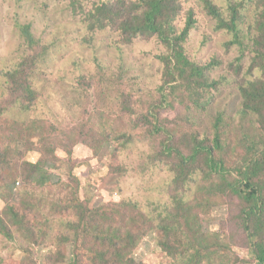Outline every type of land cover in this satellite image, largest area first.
Listing matches in <instances>:
<instances>
[{
    "label": "trees",
    "instance_id": "16d2710c",
    "mask_svg": "<svg viewBox=\"0 0 264 264\" xmlns=\"http://www.w3.org/2000/svg\"><path fill=\"white\" fill-rule=\"evenodd\" d=\"M137 1L131 8H126L123 14L126 19L116 26L126 42L143 36L166 51L159 57L163 66L162 99H154L152 109L155 112L148 111L152 118L143 116V126L147 130L146 141L141 146L144 153L158 147L159 153L152 155L151 162L162 163V170L168 169L171 173L168 191L166 194L162 192L165 200L149 203L150 212L132 203L117 205L111 212L109 206L92 208L80 199L78 178H70L72 186L68 187L54 175L55 163L50 147V150L42 151L43 154L33 163L25 160L28 151L23 152L19 146L12 147L11 141H4L14 133L26 132L43 144V148L57 144L58 136L55 133L50 138L46 136L45 120L35 119L17 125L16 119L11 118L6 123L10 125L2 129L5 122L0 119V201L3 203L0 235L14 241L15 234L24 233L28 235L29 244L34 246L46 242L58 246L70 242L79 245L92 237L93 247L83 255L74 257L73 264H83V258L86 264H143L133 254L140 243L151 236L164 256L174 264L227 262L228 248L222 236L211 233L201 222L202 218L191 204L192 200H186L189 179L202 172L205 174L204 182L210 192L213 191L207 194L208 201L216 200L221 195L237 198L250 250L256 262L264 264V0ZM93 6L88 18L96 19L99 28L103 22L115 20L116 17L110 15L111 10L118 7L116 4L100 1ZM136 9H140V12ZM205 32L204 46L208 44L211 33L221 34L227 37L226 53L236 54L229 64L230 77L220 75V78L225 82H240L236 112L241 116V138L227 142L226 131L235 118L229 116L227 111H220L211 129L202 138L201 134H196L190 147L183 151L185 145L177 147L168 141L177 134L172 131L171 135L167 129L166 110L174 108L171 103L166 104L168 92L180 88L184 98L189 101V108L195 105L194 110L207 112L212 105L200 100L223 87L220 80L211 79L213 71L222 67L220 55L214 54L207 61L204 56L201 59V56H192L188 51L192 34ZM26 36L32 39L30 33H26ZM36 60L33 59L32 64ZM21 74L26 82L15 91L17 97L14 105H24L22 112L16 114L18 117L29 114L37 100L33 86L35 70L23 69ZM1 75L12 83L16 74ZM5 105L0 103V117L7 112ZM162 108L165 118L156 115ZM100 114L99 111L92 113L88 123L92 126V117L98 120ZM97 125L103 128L106 123L102 121ZM108 133H101L106 142L115 134L111 131ZM121 138H127L128 144L133 142L132 138L121 134L114 135L110 141L116 146ZM234 146L243 151L235 171L228 168L229 152L233 151ZM143 162L145 164L144 154ZM126 164L115 154L109 166L110 174L122 178L127 172ZM69 171L71 175V166ZM54 189L61 193L49 200L42 196L34 197L35 192ZM47 204L61 218L57 217L50 224L47 218L43 222L36 221L43 218L40 211ZM127 215L130 223H127V227H119L117 218L123 216L126 219ZM66 234L67 237L62 236Z\"/></svg>",
    "mask_w": 264,
    "mask_h": 264
},
{
    "label": "rangeland",
    "instance_id": "374dc122",
    "mask_svg": "<svg viewBox=\"0 0 264 264\" xmlns=\"http://www.w3.org/2000/svg\"><path fill=\"white\" fill-rule=\"evenodd\" d=\"M100 1L118 6L111 10L110 16L116 17L115 20L103 22L101 28L96 19L88 18L93 5ZM137 3V0H0V103H6L7 107V112L0 117L5 122L1 128H7L10 124L6 123L11 118L16 119L17 125L41 119L46 122V136L50 138L53 133L58 136L57 144L46 148L26 132L14 133L4 141H11L12 147L19 146L23 152L28 151L25 160L33 163L50 147L54 156V175L68 187L72 186L71 179L78 178L81 201L92 208L109 206L110 212L123 203L136 204L150 212L148 204L165 200L162 192L167 193L171 180V173L168 169L162 170V163L151 162L152 155L159 153L158 147L146 153L141 147L146 141L147 130L143 126V116L152 118L148 111L155 112L152 109L154 99H162L163 66L159 57L166 51L143 36L128 43L116 26L126 19L123 16L126 8ZM136 10L140 12V9ZM26 33H30L31 40ZM205 35L206 32L193 33L188 51L201 59L204 56L207 61L214 54L220 55L222 67L213 71L211 79L220 80L223 87L200 100L212 105L207 112L194 110L195 105L189 108V101L180 88L168 92L166 104L171 103L174 108L166 110L167 129L171 135L172 131L177 133L168 141L177 147L185 145L183 151L190 147L196 134H201L202 138L211 129L220 111H227L235 118L226 131L227 142L241 138V116L236 112L240 82H225L220 78V75L230 77L229 64L236 54L226 53L227 37L221 34L211 33L204 46ZM35 58L36 63L32 64ZM23 69L35 70L33 86L37 100L29 114L18 117L16 114L22 112L24 105H14L15 91L26 82L21 74ZM9 73L16 74L12 83L1 75ZM97 111L101 114L98 120L92 117L91 126L88 123L91 114ZM157 114L165 118L163 108ZM102 121L106 123L104 129L97 125ZM109 131L114 135L129 136L133 142L128 144L127 138H121L115 146L110 141L114 135L106 142L101 133L105 135ZM232 149L228 168L235 171L243 151L235 146ZM115 154L127 163V172L122 178L109 172ZM204 179L202 172L189 179L186 200H192L201 222L211 233L220 234L228 248L227 262L218 260L215 264H259L244 234L237 198L221 195L208 201L207 194L213 191L210 192ZM53 191L35 192L34 197L49 200L61 193L58 189ZM42 207L43 218L36 221L43 222L47 218L50 224L57 217L61 218L49 204ZM2 208L0 201V210ZM128 216L117 218L119 227H127ZM14 237L15 240L10 241L0 235V264H73L75 258L94 245L92 237L79 245L70 242L63 246L52 242L34 246L29 244L28 235L24 233ZM133 257L143 264H174L164 256L153 236L140 243ZM86 263L83 258V264Z\"/></svg>",
    "mask_w": 264,
    "mask_h": 264
}]
</instances>
